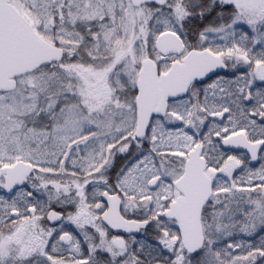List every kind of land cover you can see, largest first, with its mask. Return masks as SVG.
Returning <instances> with one entry per match:
<instances>
[{"label":"snow or ice","instance_id":"1","mask_svg":"<svg viewBox=\"0 0 264 264\" xmlns=\"http://www.w3.org/2000/svg\"><path fill=\"white\" fill-rule=\"evenodd\" d=\"M0 264H264V0H0Z\"/></svg>","mask_w":264,"mask_h":264}]
</instances>
